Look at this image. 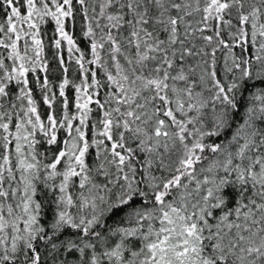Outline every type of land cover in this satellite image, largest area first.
I'll return each mask as SVG.
<instances>
[{"label":"snow or ice","instance_id":"1","mask_svg":"<svg viewBox=\"0 0 264 264\" xmlns=\"http://www.w3.org/2000/svg\"><path fill=\"white\" fill-rule=\"evenodd\" d=\"M0 264H264V0H0Z\"/></svg>","mask_w":264,"mask_h":264}]
</instances>
